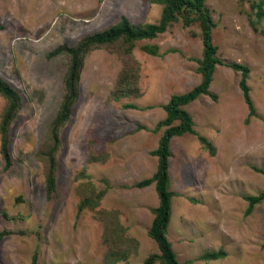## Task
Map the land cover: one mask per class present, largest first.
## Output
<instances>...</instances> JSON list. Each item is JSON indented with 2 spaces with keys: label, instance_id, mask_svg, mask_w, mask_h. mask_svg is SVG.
Instances as JSON below:
<instances>
[{
  "label": "rangeland",
  "instance_id": "374dc122",
  "mask_svg": "<svg viewBox=\"0 0 264 264\" xmlns=\"http://www.w3.org/2000/svg\"><path fill=\"white\" fill-rule=\"evenodd\" d=\"M217 64L208 91L182 106L194 133L173 136L166 237L183 264H264V0H204ZM160 0H0V76L19 94L0 152V264H143L159 255L148 231L159 199L152 154L163 106L198 85L202 39L185 8L154 38L94 45L80 56L77 97L58 128L55 189L46 186L50 131L64 96L66 51L121 17L156 23ZM154 46L155 53L146 51ZM6 99L0 94V124ZM199 137L208 143H202ZM220 251L218 258L201 256ZM154 264H163L157 259Z\"/></svg>",
  "mask_w": 264,
  "mask_h": 264
},
{
  "label": "trees",
  "instance_id": "16d2710c",
  "mask_svg": "<svg viewBox=\"0 0 264 264\" xmlns=\"http://www.w3.org/2000/svg\"><path fill=\"white\" fill-rule=\"evenodd\" d=\"M163 3L161 17L156 23H148L144 26H133L126 17H121L120 20L113 26L96 32L75 48L73 47H58L54 49L51 54L66 51L70 55V62L67 68L66 76L64 79V96L59 109L56 113L54 124L50 131V138L52 140V146L46 153L48 161V172L46 175V186L49 191L55 189V159L54 154L58 147V128L69 117L70 109L77 97V84L79 80V73L81 67L80 56L83 51L90 46L103 45L112 43L119 38H123L127 42H133L144 38H154L159 33H163L168 28L169 24L181 18L184 23H190L189 19L183 11L185 8L194 9L198 16L199 28L201 31L202 39V57L197 60V71L201 74L200 83L190 90L181 93L173 94L169 97L167 103L163 106L166 117L159 121L156 125V129L164 127L161 137L159 138L157 147L151 151L152 154L157 157V167L155 173L151 178L142 180L139 185H149L154 183L155 190L158 195L159 203L154 211V217L152 219L149 235L155 240L159 252V255L150 254L146 257L143 264H154L157 259L163 264H183L180 263L176 254L171 246V243L166 237V230L169 224L171 215V197L173 192L169 189V174H168V157L170 155L169 145L173 136L182 135L184 133H194L192 128L193 120L191 115L182 108L184 104H187L197 98L201 94L209 95L215 98L214 95L209 93L208 86L212 79V74L217 64L226 65L236 71L240 72L239 87L242 91L243 98L248 105L250 113H252L253 105L249 97V89L246 84L249 69L246 65L239 63H224L216 56V47L212 41V22L211 17L204 7V0H160ZM154 46L146 47V51L149 53H155ZM0 94L6 99L7 106L4 110L2 121L0 124V152L6 166L10 165V155L8 150V137L7 130L11 123L13 116L20 106V97L17 91L0 76ZM199 140L207 144L209 143L202 137ZM264 198V193L258 196H249L248 210L252 206ZM221 252L207 253L202 258H218L221 256Z\"/></svg>",
  "mask_w": 264,
  "mask_h": 264
}]
</instances>
